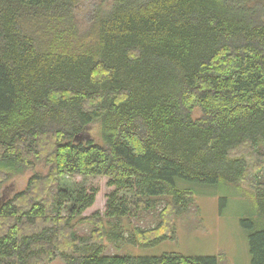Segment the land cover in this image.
<instances>
[{"label":"trees","instance_id":"1","mask_svg":"<svg viewBox=\"0 0 264 264\" xmlns=\"http://www.w3.org/2000/svg\"><path fill=\"white\" fill-rule=\"evenodd\" d=\"M78 1L0 0V186L47 167L0 199V264H218L104 256L94 234L117 241L122 229L77 235L73 220L96 191L72 194L59 178L108 179L105 217L114 221L128 215L120 192L139 211L165 200L161 225L130 241L147 247L193 202L177 181L238 186L249 176L257 209L242 225L251 264H264V0H112L89 48L67 42ZM93 125L100 142L85 138Z\"/></svg>","mask_w":264,"mask_h":264},{"label":"rangeland","instance_id":"2","mask_svg":"<svg viewBox=\"0 0 264 264\" xmlns=\"http://www.w3.org/2000/svg\"><path fill=\"white\" fill-rule=\"evenodd\" d=\"M112 0H79L72 10V25L68 31L74 33L73 41L78 45L92 47L95 43V36L90 37L94 29V21L98 16L107 12ZM70 32V33H71ZM200 116V111H193V118ZM85 138L98 139V127L93 125L87 128ZM244 152L239 149L233 156H240ZM47 174V167L37 164L31 170L21 175L13 176L5 180L0 186V199L10 198L16 193L25 190L29 178L34 174ZM249 176V174H248ZM258 179L264 184V173L257 174ZM250 176L244 179L237 186L219 184L216 186H195L177 181L179 190L192 189L194 198L186 213L180 216H172L170 230L172 234L161 240L154 246H141L131 244L134 231H151L158 228L161 223V211L166 201L151 211L136 210V198L131 193L120 192L119 199L126 202L128 215L114 221L105 217L108 196L114 188L107 187L108 179L103 177H61L59 184L61 189L72 194L80 189L87 192L96 191L95 203L82 215L73 220L74 232L83 237H88L100 230L107 232L110 229L114 232L122 229L120 240L110 241L107 237L97 238L103 248V255L112 257L116 255H130L132 257L157 258L165 254H179L185 257L202 258L216 257L218 264H251L249 249L248 229L242 225L244 219L253 218L257 207L254 204L253 189L250 186ZM71 204H67L62 212L66 216ZM98 214L91 223L81 222L82 218H90ZM119 224V225H118ZM118 226V227H117ZM51 264H64L60 259H55Z\"/></svg>","mask_w":264,"mask_h":264}]
</instances>
